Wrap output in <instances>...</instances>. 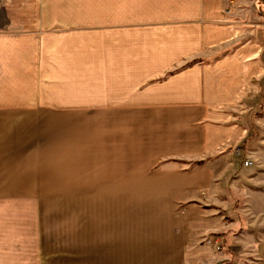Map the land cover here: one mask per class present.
I'll return each instance as SVG.
<instances>
[{"label":"crops","instance_id":"crops-1","mask_svg":"<svg viewBox=\"0 0 264 264\" xmlns=\"http://www.w3.org/2000/svg\"><path fill=\"white\" fill-rule=\"evenodd\" d=\"M0 99L70 118L0 264H264V0H0Z\"/></svg>","mask_w":264,"mask_h":264},{"label":"rangeland","instance_id":"rangeland-1","mask_svg":"<svg viewBox=\"0 0 264 264\" xmlns=\"http://www.w3.org/2000/svg\"><path fill=\"white\" fill-rule=\"evenodd\" d=\"M11 102L16 101L0 99V184L45 181V192L52 193L56 180L67 178L70 118H53L52 107Z\"/></svg>","mask_w":264,"mask_h":264},{"label":"built area","instance_id":"built-area-1","mask_svg":"<svg viewBox=\"0 0 264 264\" xmlns=\"http://www.w3.org/2000/svg\"><path fill=\"white\" fill-rule=\"evenodd\" d=\"M250 164H252V161L250 159L244 160V165ZM207 242L212 244L217 250H220L222 248L221 242L217 238H208Z\"/></svg>","mask_w":264,"mask_h":264}]
</instances>
